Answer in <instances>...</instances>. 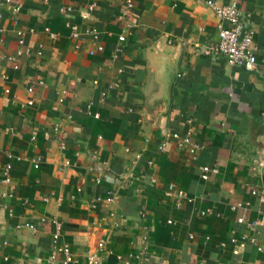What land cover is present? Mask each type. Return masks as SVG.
<instances>
[{"label":"crops","instance_id":"0c3cea01","mask_svg":"<svg viewBox=\"0 0 264 264\" xmlns=\"http://www.w3.org/2000/svg\"><path fill=\"white\" fill-rule=\"evenodd\" d=\"M208 2L236 3L252 70L206 52ZM11 3L17 14L0 9V264H61L48 258L51 220L71 264H264V0ZM172 132L202 148L192 158ZM202 166L216 173L203 181Z\"/></svg>","mask_w":264,"mask_h":264},{"label":"built area","instance_id":"2783aa9c","mask_svg":"<svg viewBox=\"0 0 264 264\" xmlns=\"http://www.w3.org/2000/svg\"><path fill=\"white\" fill-rule=\"evenodd\" d=\"M208 7L212 10L215 18L217 19V43L212 46L208 47L206 49V52L213 53L225 61L226 64L234 67L243 68L245 70H252L255 65V57L253 54V47H252V38H253V32L248 27V25L243 22L241 18V13L238 7L236 6V3H226V4H217L216 2H208ZM7 8L10 10V13L12 15H15L19 12V5H13L11 3V0H0V9ZM94 7L93 4L88 6V10H91ZM70 10V8H60L61 13H67ZM72 36L76 35V27L75 26H69ZM1 32V29H0ZM31 30H28V33H31ZM15 35L17 37V44L19 45V49L16 50V56L20 57L23 54V51L21 49L23 45V33L20 30L15 31ZM93 40L97 39V36L95 34L91 35ZM118 42H122L124 40L123 35H120L117 37ZM97 51H101V47H96ZM40 52H37V55H39ZM8 61H12L11 57L6 58ZM12 69H17V65L13 64ZM31 87L27 89V92H31ZM4 93H7V89L3 90ZM27 105H31L32 102L28 101L26 103ZM91 104H87L85 106V110L87 114H90ZM93 118H97L95 114H90ZM54 131L57 130V126L53 128ZM31 140L34 138L31 137ZM168 139L173 141L178 148H183L189 156L192 158L194 157L195 153L202 148L201 145L192 142L188 134L180 135L177 132H172L168 135ZM63 144L60 143L58 146L59 150L63 149ZM157 150L160 152H163L165 150V141H162L160 144L157 145ZM41 159L40 157L34 158L31 163L32 167L34 169L38 168L39 163ZM149 165L150 162H147ZM66 167V163L61 164L60 168ZM10 170L9 165H5L2 169V183L8 184L9 183V177L8 173ZM200 179L205 181L207 180L208 176L210 174L216 173V168H209L207 166H202L200 168ZM150 183H153L154 180H149ZM175 195L176 198L184 201L187 204H191L193 202L192 198L188 197L185 192L182 190H179L175 188L174 185L170 184L167 186V195ZM43 201H46V199H43ZM60 201V199H58ZM236 208V206H233L232 209ZM208 213V211H201L199 212L200 216L205 215ZM262 220H264V212L262 213ZM44 219H41L40 222H43ZM242 220L238 219L237 222L240 223ZM53 226V232L50 237V245H51V252L49 254V261L50 262H60L61 264H71L73 261V254L70 250V248L62 243L60 241V228L61 225L56 220L50 221ZM255 222L249 224L253 226ZM25 227L27 229L32 230L34 226L32 224H26ZM253 243V240H251ZM103 246L102 242H99L97 247L101 248ZM257 250H259L258 246H256ZM59 256V257H58ZM91 260V258H90Z\"/></svg>","mask_w":264,"mask_h":264},{"label":"water","instance_id":"95a60500","mask_svg":"<svg viewBox=\"0 0 264 264\" xmlns=\"http://www.w3.org/2000/svg\"><path fill=\"white\" fill-rule=\"evenodd\" d=\"M174 72H172L170 75L173 76ZM171 82V79L169 80V83Z\"/></svg>","mask_w":264,"mask_h":264}]
</instances>
